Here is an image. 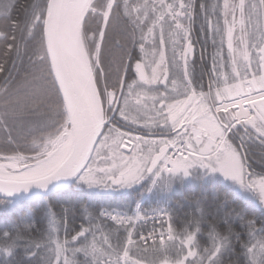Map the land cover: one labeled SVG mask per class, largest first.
Returning <instances> with one entry per match:
<instances>
[{"label":"snow or ice","instance_id":"1","mask_svg":"<svg viewBox=\"0 0 264 264\" xmlns=\"http://www.w3.org/2000/svg\"><path fill=\"white\" fill-rule=\"evenodd\" d=\"M0 264H264V0H0Z\"/></svg>","mask_w":264,"mask_h":264}]
</instances>
